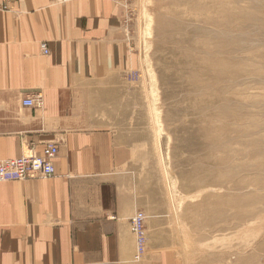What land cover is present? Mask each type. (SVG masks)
I'll list each match as a JSON object with an SVG mask.
<instances>
[{"label": "crops", "instance_id": "1", "mask_svg": "<svg viewBox=\"0 0 264 264\" xmlns=\"http://www.w3.org/2000/svg\"><path fill=\"white\" fill-rule=\"evenodd\" d=\"M136 71L121 1L0 0V160L58 147L54 176L0 183V264H208L183 251L150 176ZM38 92L41 108L23 105Z\"/></svg>", "mask_w": 264, "mask_h": 264}, {"label": "rangeland", "instance_id": "2", "mask_svg": "<svg viewBox=\"0 0 264 264\" xmlns=\"http://www.w3.org/2000/svg\"><path fill=\"white\" fill-rule=\"evenodd\" d=\"M119 1L183 251L264 264V0Z\"/></svg>", "mask_w": 264, "mask_h": 264}, {"label": "built area", "instance_id": "3", "mask_svg": "<svg viewBox=\"0 0 264 264\" xmlns=\"http://www.w3.org/2000/svg\"><path fill=\"white\" fill-rule=\"evenodd\" d=\"M70 0H64L67 2ZM42 49L48 54L49 49L46 42L42 43ZM26 107L41 108L43 105V94L28 95L23 99ZM58 154V147L49 144L40 155L29 154L15 158L0 160V183L10 181H22L36 178H48L55 175L53 160ZM145 219L143 212H137L132 218V230L137 237L136 258L142 256L145 249Z\"/></svg>", "mask_w": 264, "mask_h": 264}, {"label": "bare ground", "instance_id": "4", "mask_svg": "<svg viewBox=\"0 0 264 264\" xmlns=\"http://www.w3.org/2000/svg\"><path fill=\"white\" fill-rule=\"evenodd\" d=\"M63 1H64V0H63ZM28 155H29V154H28ZM35 155H36V154H35ZM22 156H24V155H22ZM54 167H55V166H54ZM55 171H56V169H55ZM136 214H137V213H136ZM136 214H135V215H136ZM135 215H134V216H135ZM134 216H133V217H134ZM133 217H132V218H133ZM131 220H132V219H131ZM135 236H136V235H135ZM145 247H146V242H145ZM136 248H137V237H136ZM144 251H145V249H144ZM143 253H144V252H143Z\"/></svg>", "mask_w": 264, "mask_h": 264}]
</instances>
